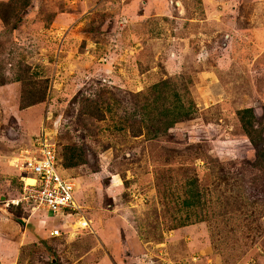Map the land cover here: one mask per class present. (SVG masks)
I'll use <instances>...</instances> for the list:
<instances>
[{"label":"rangeland","instance_id":"374dc122","mask_svg":"<svg viewBox=\"0 0 264 264\" xmlns=\"http://www.w3.org/2000/svg\"><path fill=\"white\" fill-rule=\"evenodd\" d=\"M163 82L194 112L160 133ZM250 106L264 126V0H0V264H264ZM43 127L88 229L12 203Z\"/></svg>","mask_w":264,"mask_h":264},{"label":"built area","instance_id":"2783aa9c","mask_svg":"<svg viewBox=\"0 0 264 264\" xmlns=\"http://www.w3.org/2000/svg\"><path fill=\"white\" fill-rule=\"evenodd\" d=\"M32 144L21 159L19 167L24 172L21 191L12 203L22 206L31 215L74 216L77 228H88L89 221L75 199L74 178L65 176L59 169L57 151L44 127ZM58 233L59 229L51 230V235Z\"/></svg>","mask_w":264,"mask_h":264},{"label":"trees","instance_id":"16d2710c","mask_svg":"<svg viewBox=\"0 0 264 264\" xmlns=\"http://www.w3.org/2000/svg\"><path fill=\"white\" fill-rule=\"evenodd\" d=\"M1 18L3 21H5L3 17ZM152 89L154 91L153 98L146 99L145 100L146 104H143L142 107L144 109H148L150 111L155 112L148 120L151 123L159 124L158 131L160 133H164L165 131L170 130L180 120L188 119L193 114L194 112L193 103L190 101V103L187 106L184 105L181 94L177 90H172V88L170 89L166 82H163L160 85V87L159 85L156 84L152 87ZM85 110L88 115L95 117H101L104 113L103 108L99 105H93L92 108L87 107ZM237 113L239 114V120L243 131L247 135L249 141L251 143H255L256 140L261 138V134L264 131V126H259L258 128L254 127L256 119L253 108L251 106L244 107ZM262 116L264 118V111ZM139 121H144V119L141 117ZM76 149L77 148L75 146L71 147L69 153L64 156V160H63L64 168L67 169L69 167H75L83 163L81 154L75 153ZM256 161H257L256 164L258 166L264 167V151H260V152L258 151ZM187 185H188V191H186V193L188 197H194V195L196 194L195 180L194 179L187 180ZM19 191H21V185ZM195 197L198 199V194H196ZM17 207L23 210L22 206L19 205ZM194 222H186L180 225H185V224L188 225Z\"/></svg>","mask_w":264,"mask_h":264},{"label":"clouds","instance_id":"9594fccd","mask_svg":"<svg viewBox=\"0 0 264 264\" xmlns=\"http://www.w3.org/2000/svg\"><path fill=\"white\" fill-rule=\"evenodd\" d=\"M21 171H22V173H23V175H24V172H23V170L21 169ZM22 175V176H23ZM22 176H21V180H22ZM75 193H76V186H75ZM74 193V194H75ZM17 198V197H16ZM75 199L77 200V198H76V195H75ZM77 202H78V200H77ZM79 203V202H78ZM14 204V203H13ZM16 205V204H15ZM80 205V204H79ZM17 206H19V205H17ZM81 206V205H80ZM60 221H62V219H60ZM76 221H77V218L73 221L74 223H76ZM39 222H40V224H42V225H46V223L48 222V217H45V220H39ZM67 222H70V221H65V222H63L62 221V223H60V224H62V229H60V228H58V227H56V226H53V227H51V228H49L47 231L49 232V231H51L53 228L55 229H59V231H61L62 233L64 232V231H66V227H67ZM75 226L77 227V225L75 224ZM89 228V227H88ZM88 228H82V229H80V230H85V229H88ZM50 237H54V236H50Z\"/></svg>","mask_w":264,"mask_h":264},{"label":"water","instance_id":"95a60500","mask_svg":"<svg viewBox=\"0 0 264 264\" xmlns=\"http://www.w3.org/2000/svg\"><path fill=\"white\" fill-rule=\"evenodd\" d=\"M19 221H20L21 223H24V221H23L22 219H20V218H19Z\"/></svg>","mask_w":264,"mask_h":264},{"label":"crops","instance_id":"0c3cea01","mask_svg":"<svg viewBox=\"0 0 264 264\" xmlns=\"http://www.w3.org/2000/svg\"><path fill=\"white\" fill-rule=\"evenodd\" d=\"M69 233H70V234H72V232H71V231H69Z\"/></svg>","mask_w":264,"mask_h":264}]
</instances>
